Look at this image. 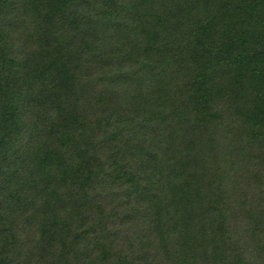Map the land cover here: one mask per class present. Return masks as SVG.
Here are the masks:
<instances>
[{
	"label": "trees",
	"instance_id": "16d2710c",
	"mask_svg": "<svg viewBox=\"0 0 264 264\" xmlns=\"http://www.w3.org/2000/svg\"><path fill=\"white\" fill-rule=\"evenodd\" d=\"M0 264H264V0H0Z\"/></svg>",
	"mask_w": 264,
	"mask_h": 264
}]
</instances>
